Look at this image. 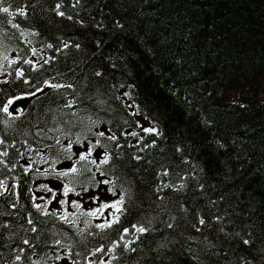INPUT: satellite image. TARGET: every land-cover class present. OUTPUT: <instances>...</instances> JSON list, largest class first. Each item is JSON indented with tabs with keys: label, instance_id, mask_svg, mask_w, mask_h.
I'll list each match as a JSON object with an SVG mask.
<instances>
[{
	"label": "trees",
	"instance_id": "trees-1",
	"mask_svg": "<svg viewBox=\"0 0 264 264\" xmlns=\"http://www.w3.org/2000/svg\"><path fill=\"white\" fill-rule=\"evenodd\" d=\"M4 7L0 264H264V0Z\"/></svg>",
	"mask_w": 264,
	"mask_h": 264
},
{
	"label": "snow or ice",
	"instance_id": "snow-or-ice-1",
	"mask_svg": "<svg viewBox=\"0 0 264 264\" xmlns=\"http://www.w3.org/2000/svg\"><path fill=\"white\" fill-rule=\"evenodd\" d=\"M57 9H59L60 5L58 4L57 6ZM0 11H3L4 13H9V9L7 7H4L2 9H0ZM10 14V13H9ZM21 14H23V11H21ZM58 15L60 16H63L64 13L63 12H57ZM71 17H69L70 19ZM97 75H99V73H97ZM52 87H60L59 85H52ZM13 104V101L11 99H9L7 101L6 104H4L3 108H2V111L5 113V114H9V106ZM15 110V109H14ZM147 131H150V130H147ZM98 135L100 136H103L104 133L101 132L99 133ZM110 139H115V137H109ZM70 147V146H69ZM92 155V148L89 147L88 150H87V153H81L80 154V160L83 161L85 159H87L88 156H91ZM90 163H96L95 160H92V161H89ZM108 162V156L107 154L104 155L103 159L100 161V163H107ZM69 172L70 173H76L77 172V169L76 167H71V169L69 171H62V172H58L56 173V175L58 177H63V176H67L69 175ZM49 191H51V189H49ZM70 191L69 187L67 185L64 186V194L67 195V193ZM97 199H99V197H97ZM61 203H63V201H61ZM123 203V200H119L117 201L116 203H113V204H109V203H104L101 205V209L103 208H114L116 209L117 211H120V208H119V205ZM77 207H79V205H76ZM38 207V206H37ZM89 215H95V212H90ZM200 224H203L204 223V220L201 219L199 221ZM105 226H111L110 224H105V225H97V227H105ZM169 227H171V225H169ZM35 230V229H33ZM137 231L139 232H144L145 229L144 228H138ZM125 232H127V229H125ZM25 243H28L27 241H25ZM244 243H248V241H244ZM127 247V246H126ZM17 259H19V257H17Z\"/></svg>",
	"mask_w": 264,
	"mask_h": 264
},
{
	"label": "rangeland",
	"instance_id": "rangeland-1",
	"mask_svg": "<svg viewBox=\"0 0 264 264\" xmlns=\"http://www.w3.org/2000/svg\"><path fill=\"white\" fill-rule=\"evenodd\" d=\"M27 100L25 99H17L13 101V104L9 106V111L12 113L18 112L20 109H22L24 106H26ZM15 109V110H14Z\"/></svg>",
	"mask_w": 264,
	"mask_h": 264
},
{
	"label": "water",
	"instance_id": "water-1",
	"mask_svg": "<svg viewBox=\"0 0 264 264\" xmlns=\"http://www.w3.org/2000/svg\"><path fill=\"white\" fill-rule=\"evenodd\" d=\"M49 185L52 186V187H56V185L54 183H52V182Z\"/></svg>",
	"mask_w": 264,
	"mask_h": 264
},
{
	"label": "bare ground",
	"instance_id": "bare-ground-1",
	"mask_svg": "<svg viewBox=\"0 0 264 264\" xmlns=\"http://www.w3.org/2000/svg\"><path fill=\"white\" fill-rule=\"evenodd\" d=\"M151 88V87H150ZM173 122V121H172ZM186 130V129H185Z\"/></svg>",
	"mask_w": 264,
	"mask_h": 264
}]
</instances>
